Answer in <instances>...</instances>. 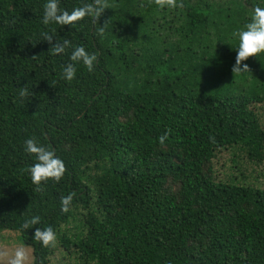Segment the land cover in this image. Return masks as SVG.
<instances>
[{
	"label": "trees",
	"instance_id": "16d2710c",
	"mask_svg": "<svg viewBox=\"0 0 264 264\" xmlns=\"http://www.w3.org/2000/svg\"><path fill=\"white\" fill-rule=\"evenodd\" d=\"M46 2L0 0V232L18 233L32 264H54L56 253L75 264H264V187L250 180L264 165V54L243 62L250 73L232 72V33L264 0H183L176 10L109 0L103 37L90 18L44 25ZM45 32L95 52V70L77 64L66 81L73 48L53 55ZM33 137L66 166L40 192L26 171ZM223 150L231 166L215 179ZM33 216L55 231L56 248L22 228Z\"/></svg>",
	"mask_w": 264,
	"mask_h": 264
},
{
	"label": "clouds",
	"instance_id": "9594fccd",
	"mask_svg": "<svg viewBox=\"0 0 264 264\" xmlns=\"http://www.w3.org/2000/svg\"><path fill=\"white\" fill-rule=\"evenodd\" d=\"M152 2L161 10L163 9H182L184 7L183 0H152ZM113 5L109 0H91L85 2L81 6L74 7L71 12L63 10L60 6V0H47L44 4V14L42 23L44 25L56 24L60 26H69L75 29L85 18H90L95 27V32L103 37L106 34L109 21H105L103 26H97L98 22L106 9H110ZM43 40L50 45L53 55L64 54L70 48H73L71 41L63 39L59 41L54 39L52 35L45 32L42 34ZM232 36L238 39L237 54L232 72L236 74L250 73L249 66L244 61L249 58H256L260 54H264V7L256 6L250 17V22L242 29L234 31ZM32 58H35L32 57ZM70 63L63 68V78L71 82L76 77L77 64H82L89 72L95 70V64L98 61L95 52L88 53L84 47L76 46L71 51L69 57ZM19 96L26 98L29 92L26 88L19 90ZM170 135V130H166L163 135L158 137V142L164 145ZM211 142H215L214 137L209 138ZM25 151L30 156L35 157V163L26 169L31 176V182L35 185V191H43L44 186L52 181L59 183L66 173L64 162L56 155L54 150L40 144L36 138H29L25 141ZM75 194H69L61 198V211L68 212ZM41 218L33 216L26 219L22 225L25 230L31 229L40 224ZM33 239L39 242L44 248H56L58 244L57 235L52 227H35ZM8 264H28L29 256L26 250L21 247L13 253L2 254Z\"/></svg>",
	"mask_w": 264,
	"mask_h": 264
},
{
	"label": "rangeland",
	"instance_id": "374dc122",
	"mask_svg": "<svg viewBox=\"0 0 264 264\" xmlns=\"http://www.w3.org/2000/svg\"><path fill=\"white\" fill-rule=\"evenodd\" d=\"M231 159V156L228 151L223 150L221 153L218 154L217 158L215 159L214 163V171L216 173L215 179L225 178L227 173L229 172V168L231 166V163H229V160ZM247 159V158H246ZM259 170L258 173L252 175L250 177L251 181H256V184H259L260 187H264V179H259L260 172L264 174V165L262 168L257 169ZM255 177H258L255 179ZM23 247L29 256L28 264L33 263V250L31 247L23 244L19 240L18 233L11 232V231H3L0 232V264H8V261L3 258L2 254L5 253H13L16 249ZM51 262L54 264H75V262L68 260L66 256L63 254L56 253L54 257L51 259Z\"/></svg>",
	"mask_w": 264,
	"mask_h": 264
}]
</instances>
